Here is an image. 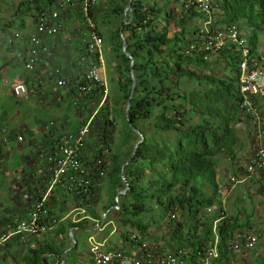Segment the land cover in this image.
Wrapping results in <instances>:
<instances>
[{
	"label": "trees",
	"instance_id": "obj_1",
	"mask_svg": "<svg viewBox=\"0 0 264 264\" xmlns=\"http://www.w3.org/2000/svg\"><path fill=\"white\" fill-rule=\"evenodd\" d=\"M128 1L94 0L88 13L94 29L86 24L87 18L79 7L86 29L95 31L103 38V46L109 44L114 51L111 68L115 78L110 90L106 86L107 92L103 85L94 84L89 93L80 94L79 88L87 83L85 77L81 85L72 90L86 101L75 104L82 108L80 114L88 113L85 121L94 115L90 134L85 139L86 143L96 128V135L90 137L94 150L92 159L101 157V152L107 150L109 163L103 176H91L87 188H76L72 192L64 189L86 205L84 213L87 218L76 222L65 220L63 236L70 241V229H96L105 219V232L112 231L115 225L122 230L124 241L130 242L136 250L140 244L146 243L156 255L179 256L182 264H201L207 250L217 241L218 257L212 258L210 264H224L235 253L251 251L237 252L230 248L236 233L253 232L248 214L242 211L226 213L217 178L222 162L229 163L236 176L246 173L244 167H236L241 160L239 155L245 151L237 127L247 118L240 109V52L234 44H229L210 54V59H205V53L188 49L194 34L199 31L192 23L204 18L202 12L189 5V0H170L162 5L158 0H132L131 10L125 12ZM57 4V0H20L19 9L11 11L10 19L3 18L0 30L8 31L15 20L23 29V17L27 14L36 24L39 14L51 12L54 7L58 8ZM171 4L179 6L176 16L169 7ZM23 5L27 7L24 10L26 15L21 8ZM212 5V31L236 26L252 55L263 58L257 49V34L264 33V0H213ZM125 15L126 22L123 20ZM172 22L177 30L171 34L169 26ZM122 37L127 42V52L133 57L136 78L127 117L125 108L131 76L130 61L121 49ZM10 45H13L12 40ZM201 70L206 72L201 73ZM223 70L227 74H221ZM109 94L113 100L112 111L107 106ZM92 99L95 100L93 108ZM121 120L124 125L115 141L114 132ZM133 128L143 136L135 154L133 150L139 137ZM250 137L249 134L248 139ZM129 159L124 168L129 190L119 197V208L103 217L109 208L115 206V196L125 186L121 168ZM253 176L264 186L263 178L256 174L249 177ZM102 191L104 194L100 195ZM105 196L108 203L102 207L101 215L93 205ZM208 209L211 211L207 212ZM57 225L58 221L52 223V226ZM152 225H166L170 229L162 241L167 252L161 254L159 246L147 242L151 238ZM48 233L50 230L39 237ZM54 233L53 237L43 241L39 237L31 238L20 263L54 264L46 255H60L66 249L64 244L57 243L58 231ZM33 240L36 241L32 243ZM115 249L118 248L105 251ZM76 251L77 244L67 252L74 260L71 264L77 263ZM257 257L258 264H264V249ZM58 264H62L61 260ZM90 264H93L92 258Z\"/></svg>",
	"mask_w": 264,
	"mask_h": 264
},
{
	"label": "crops",
	"instance_id": "obj_2",
	"mask_svg": "<svg viewBox=\"0 0 264 264\" xmlns=\"http://www.w3.org/2000/svg\"><path fill=\"white\" fill-rule=\"evenodd\" d=\"M59 2L60 0H58ZM77 4V0H63V4H57L58 6H63L62 10L66 8V5L69 6L71 14L66 15L65 19L61 21L62 29L58 36L42 37L43 48L40 51V60L32 71L25 70L24 62L28 40L35 32L34 27H31V33L26 37L25 43L22 44L23 46L20 45L23 48L22 50L19 45L15 44L10 45L8 48H0V56L6 60L4 65L0 67V73L5 69H11L12 61L9 59V56H12L13 59L17 58L16 62L19 63V71L17 72L15 69V73L18 75L10 82L4 81V84L9 85L8 91L10 96L16 98L12 93V88L17 83H23L30 92L21 98L26 99V101L32 100L29 104L30 108H34L33 110L29 109V113H24V120L19 124L18 128L7 131L2 130L3 125H0V139L2 140V154L0 158V232L7 231V226L12 221L28 216L35 201L39 200L40 196L42 197V193L49 182L47 166L41 156L42 150L55 143L62 135L76 132L88 115L87 112H82L81 114L80 112H74L73 122L69 121L67 116L63 117V114L65 115V112L69 111L67 101L72 98L73 103L76 104L78 92L75 91L74 93L72 90L74 87L76 88L81 85L80 83L84 80L85 71L91 64L83 41L88 30L85 26H83V29L81 27H78V29L76 19L73 18V15L78 11ZM74 30L76 31L73 32ZM2 32L0 30V34ZM57 70L59 71L58 75L55 74ZM100 73L102 80L110 88L111 83H109L110 85L108 84L104 64L100 69ZM59 78L66 80L67 83L64 88L56 86V80ZM109 78L111 81L115 78L112 68ZM78 97L80 98V96ZM83 101L85 100L82 99L81 103ZM94 101L93 99L92 101L90 100L92 103ZM52 107L55 110H59L55 111L54 117H47L46 113L43 112L39 113V109L47 111L48 109H52ZM18 137L22 139L19 141ZM38 137L41 139L39 143L36 140ZM90 141L91 138L86 141L82 153L87 162L92 160L94 153ZM245 153H248V148L247 152L244 151L239 155V160ZM241 166L240 160L236 167L240 168ZM231 167L229 163L222 162L217 173L218 183L221 187L222 204L227 214L234 213V201H230L231 197L236 192L239 191L241 193L244 188H247L249 186V179L254 182L257 179L254 176L252 178L245 176L243 172L236 176L232 173ZM231 177L242 180V183H238L236 186L231 185ZM62 192H64V188L61 186L58 188L59 194H50L46 201V206L50 213V221L48 223L50 233L42 236V238L39 237V239L40 241L47 240L55 235V231H58L59 239L57 243L62 246L64 244L66 249H68L72 246V243L66 241L63 236V223L65 220L76 222L87 218L86 213H84L86 205H83L81 200L77 199L74 194H67L66 192V194H63ZM241 195L244 196V194H239V198ZM107 203V197L105 196L102 201L94 204L93 208H95L97 213L101 214L102 207ZM79 212L83 214L79 215ZM52 220L58 221V225L52 226ZM111 225H113L112 222ZM115 230L113 228L112 231L105 232V227L100 224L96 229H74L73 237L77 241L76 252L78 257L76 264H90L92 241L102 244L101 249L103 251L109 248H122L128 253L136 254L137 250L130 242H123L122 244L121 242L119 244L116 242L114 238ZM63 240L65 241L63 242ZM35 241L33 240L32 243ZM29 242L30 239L18 236L7 242L0 249V264H10L12 260L21 264V258L26 252ZM62 254L46 255V257H48L49 262L53 261L54 264H58ZM244 256L246 254L235 253L231 255L230 261H237ZM67 259L70 262L69 264L74 261L69 257V253L65 254V264L67 263ZM185 264L189 263L186 262Z\"/></svg>",
	"mask_w": 264,
	"mask_h": 264
},
{
	"label": "built area",
	"instance_id": "obj_3",
	"mask_svg": "<svg viewBox=\"0 0 264 264\" xmlns=\"http://www.w3.org/2000/svg\"><path fill=\"white\" fill-rule=\"evenodd\" d=\"M79 7L87 18L86 24L94 29L91 20L88 19L90 7L94 0H79ZM213 0H189V5L195 6L204 14L202 28L195 33L189 43V50L205 53V59L213 52H217L223 46L234 44L235 49L240 52L238 64V87L241 94L240 109L247 117L253 131L250 134L251 146L249 149V159L244 166L245 176L258 175L264 180V109L261 104L264 102V57L253 56L242 33L236 26H231L226 30L215 29L212 31L211 14L213 10ZM63 7V6H62ZM60 8V7H59ZM60 14L58 11L39 14L35 32L28 40L24 68L32 71L40 60L42 47V37H56L62 29ZM86 54L91 60V64L85 71L87 83L79 88L80 94H87L91 91L92 85H103L107 92L106 84L102 80L100 69L103 67L102 57L103 38L95 31L88 30L84 37ZM58 75L59 71H55ZM66 80L59 78L56 80L58 88L66 86ZM29 89L23 83H17L12 88V93L16 98L28 95ZM105 92V94H106ZM104 98L101 102L103 103ZM94 116V115H93ZM93 116L85 121L74 133L62 135L58 140L42 150L41 156L46 163L49 173V182L42 197L35 201L28 216L16 219L7 226V231L0 232V249L14 237L31 239L39 237L48 229L50 215L46 201L51 189L62 186L69 192L76 188H87L91 176L100 178L104 175V170L108 166L107 150L101 152V157L85 162L83 149L85 139L90 134L91 121ZM245 119V120H246ZM22 138L18 137L20 141ZM2 154V140L0 139V158ZM230 182L235 186L239 183L235 177L230 178ZM55 191V190H54ZM208 209L207 212H210ZM52 223L55 220L51 221ZM135 238L134 236L132 237ZM257 236L252 232H237L235 240L231 243L233 251H250L257 244ZM91 257L93 264H182L179 256L172 254L156 255L148 248L146 243L139 245L136 254H128L120 249L103 251L102 244L92 241ZM31 247H34L32 244ZM218 257L217 241L205 253L201 264H210L212 258Z\"/></svg>",
	"mask_w": 264,
	"mask_h": 264
},
{
	"label": "rangeland",
	"instance_id": "obj_4",
	"mask_svg": "<svg viewBox=\"0 0 264 264\" xmlns=\"http://www.w3.org/2000/svg\"><path fill=\"white\" fill-rule=\"evenodd\" d=\"M165 1H170V0H158L159 4H163ZM58 2V0H57ZM20 3V0H0V28H2L3 26H1L4 22H3V18H7L10 19V15H11V11L15 9H19L18 5ZM60 4H63V0H60L59 2ZM58 3V4H59ZM34 3H32L31 6H33ZM58 6V5H57ZM60 7V8H59ZM169 7L173 10L174 15L176 16V13L179 10V6L171 4L169 5ZM21 8L23 9V13L26 15V11L27 7L26 5L21 6ZM78 11L76 14L73 15V18L76 19V26L81 27L83 29V26L85 25V22L82 20V14L81 11L79 9V6L77 7ZM46 11L48 12V7L45 8ZM70 7L66 5V8H64L62 10V6H58L54 7V9H52V11H58L60 14V19L61 21L63 19H65L66 15H70V11H69ZM23 14V15H24ZM22 15V16H23ZM19 20H21V17L19 18ZM8 22V21H7ZM23 22L25 27L23 29H20L18 27V20L14 21V26H12L10 29H8V31L6 32H2L4 30H1V34H0V48H8L9 43L11 40H13V44L15 45H21L25 43V39L26 37H28L30 35V29L31 27L35 28V20L29 15L27 14L26 16L23 17ZM202 20H198V21H194L192 23V26L195 25L197 26L198 30L200 28H202V25L205 21H203V23H201ZM206 26L209 25L208 23H204ZM170 30H171V34L172 32H175L177 29L173 26V22L170 24L169 26ZM79 29V28H78ZM72 31V30H71ZM76 30H74L73 32H75ZM246 34H248L247 32H245ZM257 38H258V52L260 54H262V56L264 57V33L263 32H259L257 34ZM102 57L104 59V68H105V74L106 77L108 79V84L111 83L110 80V75H111V67L114 64V51L112 50L111 46L109 44H105L103 46V50H102ZM9 59H11V69L10 70H4L0 73V125H3L2 130H14L15 128H18L19 124L22 123V121L24 120V113L25 112H30V110H33L34 108H30V102L32 100L26 101V99L20 98V99H16L14 97H11L9 94V85L4 84V81H8L10 82L11 80H13L16 75H18L17 73H15V69L17 70V72L19 71L18 65L19 63L16 62L17 58H12V56H9ZM5 58L0 56V67L2 65H4L5 63ZM202 72H206L205 70H201ZM218 73H221V71H216ZM223 73L227 74V71L223 70ZM110 80V81H109ZM110 85V84H109ZM110 88H112L110 86ZM109 89V87H108ZM110 90V89H109ZM79 95L77 94V97ZM76 97V101L78 105H81L83 103H81L80 98ZM264 103V102H263ZM263 105V109H264V104ZM94 104V103H93ZM92 104V108L95 106V104ZM67 105L69 106V111L65 110V115L63 114V117L67 116V119H69V121L73 122V114L74 112L78 113L79 110H81V107H77L75 106V104L73 103L72 98H70L67 101ZM56 107V105H54ZM107 106L108 109L110 111H112L113 109V100L110 98V94H109V98L107 100ZM30 109V110H29ZM55 111H59V110H55V108L52 107V109H48L47 111H41L39 109V113L43 112L46 113L45 115L47 117L50 116H55L56 112ZM120 112V111H119ZM21 113H23L21 115ZM82 113V112H81ZM122 115V114H121ZM122 121V120H121ZM124 125V120L119 124H117V127L115 129L114 132V140H117V137L119 134H121V126ZM238 136L239 139L241 140V143H243L244 145V149L247 152V148L250 149L251 146V139L249 138V134H251V132L253 131L252 129V125L249 124V122H247L245 119L242 123L238 124ZM19 130V129H16ZM97 130L95 128V133L93 132V134L90 135V137H94V135H96ZM90 137L88 139H90ZM37 143L40 142V137L36 138ZM90 143L92 144V141H90ZM28 144V143H27ZM242 145V146H243ZM14 146H16V144H14ZM27 146V145H26ZM91 149V148H90ZM93 149V146H92ZM240 152L243 151V148L241 150H239ZM249 159V150H248V155L245 153V155H243L241 157V164L242 167H244L246 165V162ZM232 178V177H231ZM256 178V177H254ZM237 179V178H236ZM253 182V183H252ZM239 183H242V180H239ZM55 190V191H54ZM50 194H59L58 193V188L57 187H53L50 191ZM63 194H66L65 191L62 192ZM221 193V191H220ZM104 194V191H102L100 193V195ZM239 194H244V196L241 195V197L239 198ZM5 195V194H4ZM242 198V199H241ZM101 200V199H99ZM98 200V201H99ZM97 201V202H98ZM231 202L234 201L233 204V209L234 211H243L246 215L248 214L250 216V221L253 223V233L257 236L258 242L255 245L254 249L251 250L250 252L246 253V256H244L243 258H239L237 261H228L224 264H258L260 263V260L258 261V257L257 255H260L263 252L264 249V186H262L259 182V180L256 179V181H252L251 179H249V186H247V188H244V190L239 193L236 192L235 195H233L230 199ZM83 214L82 212H79V215ZM102 215V213H101ZM114 229L117 230V232H115L114 234V238L116 239V242L119 244L121 242V244L124 241V239L121 237L122 235V230H120L119 228H116V226L114 225L113 227ZM170 229L168 228V226H159L156 227L155 225H152L150 228V239L147 240L148 243H150L151 245L154 244V246H159L160 250H161V254L162 252H167V250H165V246L163 245V240L165 239V236L169 233ZM71 241V240H70ZM127 243V242H126ZM120 250H122V248H119ZM80 260V259H79ZM67 263L69 264V260L67 259ZM10 264H18V262H15V260H12V262Z\"/></svg>",
	"mask_w": 264,
	"mask_h": 264
},
{
	"label": "water",
	"instance_id": "obj_5",
	"mask_svg": "<svg viewBox=\"0 0 264 264\" xmlns=\"http://www.w3.org/2000/svg\"><path fill=\"white\" fill-rule=\"evenodd\" d=\"M131 1H132V0H129V1H128V4H127V6H126V8H125V12L131 10V3H132ZM123 20H124V22L127 21V16H126V15L124 16ZM121 31H122V28H121ZM120 35H121V33H120ZM121 49H122L124 55L126 56V58H128L129 61H130V68H129V70H130V76H131V89H130L129 99H128L127 103H126V108H125V114H126V117H127V116H128V111H129L130 106H131V99H132V96H133V93H134V90H135L136 78L134 77V70H133V62H134V61H133V57H132V55H131L129 52H127V42H126V40H125L123 37H122V45H121ZM133 131H134V132L137 134V136L139 137V140H138V142L135 144V146H134V150H133V154H135V151H136L137 146H138V145L142 142V140H143V136H142L141 133H140L138 130H136L135 128H133ZM129 162H130V159H129V160H128V161L122 166V168H121V178H122V180H123L125 186H124V188H123L121 191H119V192L116 194V196H115V206L109 208V210H108L106 213L103 214V217H105L106 214H107L109 211H111L112 209H118V208H119V197H120V196H123V195H126L127 192H128V190H129V184H128V182L126 181V179H125V175H124V168H125V166H126L127 164H129ZM104 222H105V219L102 220V223H101L100 225L103 226ZM73 231H74V229H70V231H69V235H70V238H71L73 244H72V246H71L70 248L66 249V250L64 251V253L62 254L61 259H60L62 264H65V260H64L65 254H66L67 252L71 251V250L74 248V246L76 245V241H75V239H74V237H73Z\"/></svg>",
	"mask_w": 264,
	"mask_h": 264
}]
</instances>
